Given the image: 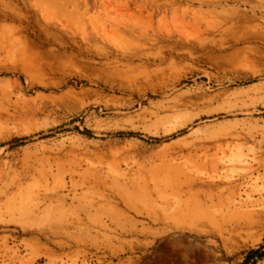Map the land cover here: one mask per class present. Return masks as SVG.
Returning a JSON list of instances; mask_svg holds the SVG:
<instances>
[{"label": "rangeland", "instance_id": "obj_1", "mask_svg": "<svg viewBox=\"0 0 264 264\" xmlns=\"http://www.w3.org/2000/svg\"><path fill=\"white\" fill-rule=\"evenodd\" d=\"M258 250L264 0H0V264Z\"/></svg>", "mask_w": 264, "mask_h": 264}, {"label": "bare ground", "instance_id": "obj_2", "mask_svg": "<svg viewBox=\"0 0 264 264\" xmlns=\"http://www.w3.org/2000/svg\"><path fill=\"white\" fill-rule=\"evenodd\" d=\"M107 16H108L107 19H105L106 18L105 17L104 18L105 20L101 21L102 22L101 24L99 23L100 26H94V30L97 32V34L99 36H101L103 34L102 36H104V38H106L107 40L111 38L112 34L119 33V29H121V28H123L126 32H130V33L134 32L135 31L134 27H136L137 24L133 23V21L130 22V20H134V18L139 17V16H136V15H115V16L107 15ZM67 17L69 18L68 24L73 23L74 21H76L75 15H67ZM77 20H78L77 22L80 24L79 26L82 28L85 25L84 24V20H80V19H77ZM140 22H138V23H140ZM151 24H153V23H151ZM84 31H86V29ZM124 39H126V38H124ZM125 42H127V41H125ZM121 195H123V194H121ZM125 203H126V208L129 210V212L132 211L133 207L131 206V204H129L128 202H125Z\"/></svg>", "mask_w": 264, "mask_h": 264}, {"label": "trees", "instance_id": "obj_3", "mask_svg": "<svg viewBox=\"0 0 264 264\" xmlns=\"http://www.w3.org/2000/svg\"><path fill=\"white\" fill-rule=\"evenodd\" d=\"M254 257H257L259 260H262L264 259V252H262V250L251 252L245 264H248L250 260Z\"/></svg>", "mask_w": 264, "mask_h": 264}]
</instances>
